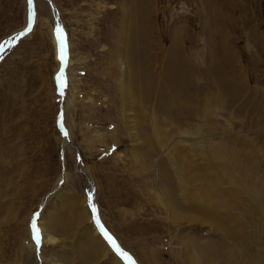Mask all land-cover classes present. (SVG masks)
<instances>
[{
    "label": "rangeland",
    "instance_id": "374dc122",
    "mask_svg": "<svg viewBox=\"0 0 264 264\" xmlns=\"http://www.w3.org/2000/svg\"><path fill=\"white\" fill-rule=\"evenodd\" d=\"M148 1L146 24L156 76L163 74L176 44L203 72H223L232 63L234 74L244 77L246 88L254 96L259 109L256 113H236L232 123L216 106L209 105L203 108L199 125L197 120L191 121L190 131L180 135L172 130L170 141L181 137L200 141L201 147L192 150L194 154L197 149L200 152L203 167L207 162L217 163L214 149L222 137L236 139V183L230 185L228 196L235 201L233 209L237 204V220L246 227L242 233L252 227L254 239L264 240V204L260 203V197L264 202V0ZM131 3L32 0L31 31L8 45L4 42L27 27L30 9L28 0H0V44L4 45L0 51V179L10 182L7 219L0 216V264H49L51 257L65 259L70 252L69 264H114L110 256L100 261L89 259L93 256L79 260L72 236L75 239L83 225L76 230L74 210L70 213L60 204L62 194L71 192L86 200L92 223L124 264L128 261L115 251L101 225L134 264H203L196 260V247L202 244L215 247L210 251L230 264L233 242L213 221L202 217L203 213L184 210L195 218L193 222L173 220L168 215L159 197L164 185L174 192L179 190L175 192L178 200L186 185L178 184L181 176L171 166V184L161 181L160 164L168 161L163 148L152 157L149 167L140 157L141 143L130 142L124 134L118 82L125 69L116 48L123 21H130L126 9ZM57 25L64 37L63 65L58 58L59 42L55 46L53 42ZM61 67L64 87L57 77ZM238 105L233 109L237 111ZM222 124L226 130L219 133ZM113 125L117 138L124 141L111 139ZM152 137L157 145L154 134ZM249 150L252 154L248 159L246 152L240 154ZM194 154L188 155L190 159H195ZM202 170L209 174L206 166ZM106 190L107 196L102 192ZM252 207L258 215L251 220L248 211ZM45 210L54 211L64 222L59 227L62 240L55 248L50 244L42 247L41 232L39 245L33 239V216L39 213L36 224L40 230Z\"/></svg>",
    "mask_w": 264,
    "mask_h": 264
},
{
    "label": "bare ground",
    "instance_id": "6f19581e",
    "mask_svg": "<svg viewBox=\"0 0 264 264\" xmlns=\"http://www.w3.org/2000/svg\"><path fill=\"white\" fill-rule=\"evenodd\" d=\"M131 1L130 8L126 9L130 21L128 23L123 21L122 29L119 32V44L116 48V54L122 57L119 63L121 62L125 69V71L121 70L123 77L121 76V80L118 82L121 87L120 102L123 106H121L120 111L123 117V126L125 127L123 130L124 134L127 135L130 142L141 143L142 149H139L141 153L140 157L145 159L149 167H152V157L157 153L158 149L163 148L168 161L160 164L159 169L161 171L159 173L161 181L163 180L164 183L169 182L168 184H171V177L168 176V166H171L177 171V175L181 176V178L179 176L180 180L177 177L178 184L181 186L186 185L183 189L187 190V192L185 193L184 190H180L183 193L179 200L177 199V195H175V192L179 190L174 192V189H169L164 185L163 196L159 197L162 198L168 215L174 217L169 218L181 220V222L184 219H187V222H193L195 218L192 215L184 214V210H192V212L195 211L198 214L200 213V215L203 213L202 217L205 216L213 221L219 227L221 233L229 237L230 241L233 242V251L228 254L230 264H264V240L261 238L254 239L252 227H247L246 233H242L246 227L242 226L241 221L237 220L239 217L235 213L237 204L233 209L235 201L233 202V199L228 196L230 185L236 183V180L233 181L236 179L233 174V169L235 170L234 167L237 166L236 155L239 156V153L237 154L236 152V139L222 137L214 149L216 151L217 163L212 164L207 162V164L204 163L206 165L203 167H201L200 152L197 149L194 154L192 150L194 146L201 147L200 141L186 140L182 137L181 139L178 138L179 140L176 139L177 141L175 142L170 141V138L172 139L170 137L172 130L175 131V134L180 135L186 131H190L189 126L191 121L197 120L196 125H199L202 120L203 108L209 105L216 106L219 114L220 112L226 114V119L231 120L232 123V117L236 113L241 116L256 113L259 109L253 101L254 96L246 88L244 77L234 74L232 63L229 65L226 61L230 67H226L227 70L223 72H203L202 68L191 64L190 60L186 58V54L181 51L182 48H176V44L173 46L172 54L162 71L163 74L161 73L162 75L156 76L153 55L149 52L153 44L149 40L150 29L146 24L150 12L148 7L149 1ZM128 30L129 34L126 35ZM127 38L128 42L126 41ZM53 42L54 46L58 42L55 37H53ZM122 65H120V68ZM237 103H239V109L236 111L234 108L235 112L233 107ZM258 121L259 119H257ZM249 122H252V125H254L253 120H249ZM257 122L255 121V123ZM225 126V124L219 125V133L225 132ZM111 130L110 135L112 140H123L117 138L116 126L113 125ZM152 133L156 138L157 145L152 141L154 139ZM244 152H246L245 157L247 159L251 157L252 152L250 150L242 151L240 154ZM190 154H194L195 159H190ZM196 155H199V157H196ZM133 157L136 163L140 165L138 155L134 154ZM205 166L208 168L209 174L205 170V172L202 170ZM2 178L0 179V208H3L0 210V216L5 220L8 215L6 214V208L9 205L6 202L10 200V198H7L10 182ZM250 189L255 197L257 195L255 189L252 187ZM102 192L104 195H108L107 190ZM62 195L60 204L68 212L70 211V213L74 210L75 215L73 214L72 216H76L75 229L79 230V226L83 225L82 231L77 234L78 236L76 235L75 239L74 235L72 236V243L75 245L74 251L77 252L79 260L82 262L93 256L94 259H89L100 261L110 256L109 258H111L114 264H124L119 256H116L115 253L113 254L111 249H109L98 232L95 222L92 223L91 212L85 202L86 200L72 192L63 193ZM213 197H215V200L212 199ZM260 199V203L263 205L264 202L261 197ZM50 204L54 208V204ZM174 207H177L178 210L180 209L181 213L177 209L175 211ZM249 213L251 220L257 214L253 213V207L250 208ZM198 222L201 223L200 220ZM61 225H64V222L58 218L54 211H43L40 226L43 239L42 247H45L46 244H50L54 248L59 245L62 240L61 228H59ZM262 227L260 226L261 229ZM196 248H198L196 254V256H199L196 259L198 262L200 261L203 264H224L220 255L210 251L214 250L215 247L211 249L209 245L202 244L201 247L198 246ZM236 248L239 250L235 251ZM71 257V252L68 253V258L65 259H53L51 257L49 264H69Z\"/></svg>",
    "mask_w": 264,
    "mask_h": 264
},
{
    "label": "snow or ice",
    "instance_id": "6c2138e0",
    "mask_svg": "<svg viewBox=\"0 0 264 264\" xmlns=\"http://www.w3.org/2000/svg\"><path fill=\"white\" fill-rule=\"evenodd\" d=\"M28 4H29V13H28V22H27V27L23 28L22 31L17 32L13 37H11L8 41H5V44L11 45L14 44L17 40H19L21 37L25 36L28 32L31 31L32 26H33V18H34V13L31 10V5H32V0H28ZM54 33L56 35V38L59 42V59L63 65V62L65 60V45H64V37H63V31L62 29L59 27V25H57L54 29ZM4 45L0 44V51L3 50ZM57 77L59 79V82L61 84V87L65 86L64 83V78H63V67H61L60 72L57 73ZM66 135V133H65ZM91 199V197L89 196V200ZM93 212H95V206L93 205ZM39 215V213L34 214L33 216V220L31 223V228L33 231V239L36 241L37 245H39L40 243V230L37 227L36 224V217ZM97 223H99V221L97 220ZM101 231L103 233V235L108 239L109 243L112 244L113 248L115 249V251L125 260L128 261V264H134L131 256L125 252L123 249H121L115 242V240L110 236V234L107 232L106 229L103 228V226L101 225Z\"/></svg>",
    "mask_w": 264,
    "mask_h": 264
}]
</instances>
